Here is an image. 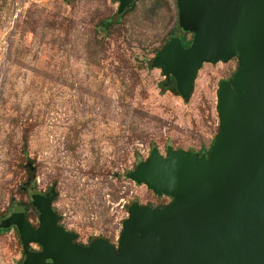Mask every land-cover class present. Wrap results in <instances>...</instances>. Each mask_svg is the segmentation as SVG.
<instances>
[{
  "label": "rangeland",
  "instance_id": "374dc122",
  "mask_svg": "<svg viewBox=\"0 0 264 264\" xmlns=\"http://www.w3.org/2000/svg\"><path fill=\"white\" fill-rule=\"evenodd\" d=\"M116 6L0 0V218L22 203L37 226L23 189L32 176L36 191L53 190L58 223L83 247L95 237L116 246L131 202H170L124 172L151 148L207 154L219 128L217 84L238 66L237 54L201 62L181 97L150 64L177 33L174 0H135L118 17ZM179 35L187 44L192 32ZM25 248L38 245L0 229V264H23Z\"/></svg>",
  "mask_w": 264,
  "mask_h": 264
},
{
  "label": "water",
  "instance_id": "95a60500",
  "mask_svg": "<svg viewBox=\"0 0 264 264\" xmlns=\"http://www.w3.org/2000/svg\"><path fill=\"white\" fill-rule=\"evenodd\" d=\"M114 16L135 0H115ZM176 31L150 61L169 75L186 97L201 62L238 55L229 80H220L215 110L218 131L207 154L151 148L124 177L156 195L172 198L151 209L127 206L116 246L102 237L86 246L58 223L52 189L23 185L37 226L26 206L12 204L0 229L13 226L25 248L23 264H264V0H174ZM192 32L183 46L180 33Z\"/></svg>",
  "mask_w": 264,
  "mask_h": 264
},
{
  "label": "trees",
  "instance_id": "16d2710c",
  "mask_svg": "<svg viewBox=\"0 0 264 264\" xmlns=\"http://www.w3.org/2000/svg\"><path fill=\"white\" fill-rule=\"evenodd\" d=\"M132 5H133V4H132ZM132 5H131V6H132ZM131 6H130L128 9H126L123 13H125L127 10H129V9L131 8ZM123 13H122V14H123ZM122 14H121V15H122ZM119 16H120V15H119ZM117 17H118V16H117ZM180 39H181V37H180ZM182 44H183V46L186 45V44H184V43H182ZM28 172L30 173L29 170H28ZM30 175H31V174H30ZM29 180H32V181H33V177H32V176H28V177H27V182H28ZM23 184H24V183H23ZM21 204H22V203H21ZM23 205H24V204H23ZM24 206H25V205H24ZM25 217H26V213H25ZM26 220H27V218H26Z\"/></svg>",
  "mask_w": 264,
  "mask_h": 264
},
{
  "label": "flooded vegetation",
  "instance_id": "af4514ba",
  "mask_svg": "<svg viewBox=\"0 0 264 264\" xmlns=\"http://www.w3.org/2000/svg\"><path fill=\"white\" fill-rule=\"evenodd\" d=\"M185 46V45H184Z\"/></svg>",
  "mask_w": 264,
  "mask_h": 264
}]
</instances>
